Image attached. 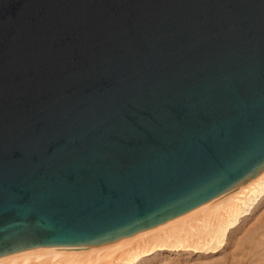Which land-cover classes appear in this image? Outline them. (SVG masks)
I'll use <instances>...</instances> for the list:
<instances>
[{"label": "water", "instance_id": "95a60500", "mask_svg": "<svg viewBox=\"0 0 264 264\" xmlns=\"http://www.w3.org/2000/svg\"><path fill=\"white\" fill-rule=\"evenodd\" d=\"M264 177V0H0V258L111 243Z\"/></svg>", "mask_w": 264, "mask_h": 264}, {"label": "bare ground", "instance_id": "6f19581e", "mask_svg": "<svg viewBox=\"0 0 264 264\" xmlns=\"http://www.w3.org/2000/svg\"><path fill=\"white\" fill-rule=\"evenodd\" d=\"M0 264H264V177L169 224L94 247L16 253Z\"/></svg>", "mask_w": 264, "mask_h": 264}]
</instances>
